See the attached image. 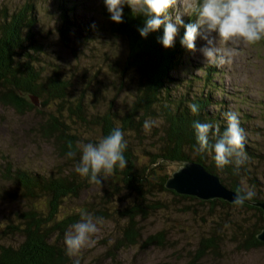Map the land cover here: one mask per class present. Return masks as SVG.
<instances>
[{
    "label": "trees",
    "instance_id": "trees-1",
    "mask_svg": "<svg viewBox=\"0 0 264 264\" xmlns=\"http://www.w3.org/2000/svg\"><path fill=\"white\" fill-rule=\"evenodd\" d=\"M76 7L72 0H56L57 32L70 55L77 57L79 50L96 42L95 34L100 32L93 30L90 19L79 22L71 18ZM33 10L30 3L15 9L0 7V104L21 115L31 111L39 112L38 115L42 113L34 105V100L39 106L49 108L44 120L35 126V134L52 142L61 164L56 171L44 174L37 169L18 167L0 155V201L12 205L8 212L6 207L0 210V264H71L72 258L64 253L63 237L80 218L81 212L114 221L120 233L114 243L115 249L135 244L165 247L164 230L142 236L138 225L139 220L159 207L161 202L157 194L160 193H170L216 210L209 214L217 219L214 220L215 226L197 240L192 262L208 253H218L223 230L230 224L237 228L231 241L241 249L264 247V243L257 239L264 228L263 211L251 204L264 203V191H257V186H243L246 179L256 182L250 175L249 162L259 158L264 161V158L244 142V162L239 167L229 163L219 169L207 152L196 150L192 121H210L222 132L225 127L222 113L228 110L213 96L214 90L222 91L214 80L219 73L216 66H191L185 61L188 50L180 44L183 27L178 29L173 45L165 48L158 42L162 26L142 38L137 31V27L143 24L142 16L124 5L122 22L114 23L105 10L107 33L126 47L119 65L120 76L125 78L124 85L128 87V100L116 109L108 107L92 111L84 92L71 90L66 70L69 73L76 70L66 67L58 55L51 54L34 30ZM193 18L189 16L184 20L187 23ZM116 64L117 59L113 57L107 66L115 70ZM181 67L202 69L203 74L189 73L180 77L175 71ZM97 78L96 72L94 79L99 83ZM120 89L125 90L124 87ZM97 94L95 90L93 95ZM190 102L199 105V112L195 115L189 112ZM146 118L153 121L151 129L155 132L143 130L142 122ZM89 126L100 137L119 126L127 141L124 150L126 166L114 168L99 185L74 172L73 160L78 159L79 153L74 158L65 156L70 143L75 148L78 141L96 142L85 135L84 129ZM214 139L210 136V142ZM185 160L203 165L229 190L243 191L251 187L256 195L237 205L219 199L202 201L167 190L164 183L169 174L163 172L164 165ZM92 189L96 192L90 198L83 196ZM70 203L76 206L71 207Z\"/></svg>",
    "mask_w": 264,
    "mask_h": 264
},
{
    "label": "rangeland",
    "instance_id": "rangeland-1",
    "mask_svg": "<svg viewBox=\"0 0 264 264\" xmlns=\"http://www.w3.org/2000/svg\"><path fill=\"white\" fill-rule=\"evenodd\" d=\"M72 1L78 7L70 15L71 18L79 22H86L90 19V24H94L93 30L97 31L98 29L100 32L95 34L96 42L94 41L92 42L94 44L79 50L77 57L70 55L57 32L56 0H0V7L15 9L25 3L32 4L35 19L34 30L38 32L40 39L46 44L51 54L58 55L60 62H63L66 67L76 70L75 73L72 71L69 73V70H66L70 86H72L71 90H74V93L84 92L83 96L87 97V105L92 111L104 110L108 107L116 109L121 103L128 100L126 95L128 87L124 85L125 78L120 76L121 66L119 65L120 60L126 54V47L122 41L107 33L105 28L107 21L103 16L106 9L102 0ZM193 2L195 0H174L169 11L173 16L184 14L183 19L188 18L191 15L187 14L186 8ZM202 43L203 41L197 38V50H188L185 53L184 58L188 65H210L203 61V57L198 51ZM218 46L231 54L225 64L215 65L219 73L214 77V80L222 87V91L214 90L213 96L223 102V108L239 113L241 126L245 130V143L253 147L255 154L264 158V40L255 45L228 42L226 44L218 43ZM113 57L117 59L115 70L107 66ZM202 71L198 68L181 67L175 71V74L180 77L188 76L189 73L198 76L203 74ZM96 72L99 83L94 79ZM196 84L199 85V83L194 85ZM121 87H124L125 90H121ZM192 88L196 87L192 86ZM95 90L98 91L96 96L93 95ZM34 102L36 108L41 109V116L38 115L39 112L34 111L22 115L17 114L11 107L0 104V155L7 157L18 167L37 169L40 173L48 174L60 167L61 160L57 157L52 142L35 134V126L44 120L50 109L39 106L37 100ZM216 107L212 108L217 109ZM84 130L85 135H88L91 140L97 141L100 138L99 133L91 126L85 127ZM151 132H155V129H151ZM145 136H148V133H145ZM132 139H136V137L132 136ZM249 164L250 175L256 182L254 184L246 179L243 186H257V191H264V161L259 158L251 160ZM177 167L176 163H166L163 172H167L170 176ZM94 192H96L95 189H92L89 194L83 196L90 198ZM157 198L161 202L159 207L153 213L139 220L138 225L141 228L142 236L164 230L167 241L165 247L153 245L144 247L135 244L115 249L114 243L120 238L118 228L114 226L113 220H102L90 241L81 249L80 263L264 264V247L244 250L236 242L231 241L237 231L236 226L232 224L223 230L224 237L223 240L220 239L218 253H208L202 259L192 262L197 240L207 235V230L215 226L214 220L217 219L210 217L209 214L216 210H209L207 205L181 199L170 193L157 194ZM69 205L76 206L75 203ZM4 207L8 208L6 209L8 212L12 205L0 201V210Z\"/></svg>",
    "mask_w": 264,
    "mask_h": 264
},
{
    "label": "clouds",
    "instance_id": "clouds-1",
    "mask_svg": "<svg viewBox=\"0 0 264 264\" xmlns=\"http://www.w3.org/2000/svg\"><path fill=\"white\" fill-rule=\"evenodd\" d=\"M109 14L108 18L114 23L123 19V7L127 5L131 12L143 17V24L137 27L140 37H146L150 32L163 28L158 42L165 48L171 47L178 29L183 27L180 44L186 50L196 51V41L203 43L198 51L203 61L216 66L227 62L231 54L222 49L219 44L228 42H243L255 45L264 40V0H195L187 5L186 12L194 16L187 23L184 14L173 16L169 9L174 0H102ZM189 112L193 115L199 112V105L195 102L188 104ZM225 127L221 132L219 126L210 121H192L195 133V148L199 152H207L214 165L223 169L225 165L233 163L239 167L246 159L244 142L245 130L241 126L239 113L228 110L222 113ZM153 121L146 118L142 128L151 131ZM210 136L215 137L210 142ZM127 141L121 127H113L107 135L101 136L96 142L78 141L75 148L68 145L65 152L67 158L73 160V170L80 178L88 182L101 184L114 168H124L126 159L124 150ZM256 195L251 187L246 190H235L234 203L242 205L252 200ZM103 218L94 216L90 212H81L80 218L74 222L70 230L63 237L64 253L71 259V264H80L81 249L90 241Z\"/></svg>",
    "mask_w": 264,
    "mask_h": 264
},
{
    "label": "water",
    "instance_id": "water-1",
    "mask_svg": "<svg viewBox=\"0 0 264 264\" xmlns=\"http://www.w3.org/2000/svg\"><path fill=\"white\" fill-rule=\"evenodd\" d=\"M176 164L177 169L170 174L164 183L167 190L202 201L219 199L234 203L235 191L226 188L221 183L220 178L207 171L203 165L190 160ZM251 204L261 208L264 216V203L253 202ZM257 239L264 243V230L257 235Z\"/></svg>",
    "mask_w": 264,
    "mask_h": 264
},
{
    "label": "bare ground",
    "instance_id": "bare-ground-1",
    "mask_svg": "<svg viewBox=\"0 0 264 264\" xmlns=\"http://www.w3.org/2000/svg\"><path fill=\"white\" fill-rule=\"evenodd\" d=\"M263 230H264V228H263Z\"/></svg>",
    "mask_w": 264,
    "mask_h": 264
}]
</instances>
